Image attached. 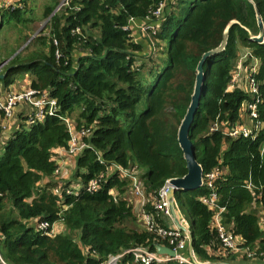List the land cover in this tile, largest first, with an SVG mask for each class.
<instances>
[{"label":"trees","instance_id":"trees-1","mask_svg":"<svg viewBox=\"0 0 264 264\" xmlns=\"http://www.w3.org/2000/svg\"><path fill=\"white\" fill-rule=\"evenodd\" d=\"M164 1L160 16H150ZM57 2L42 6L40 17L31 0L0 11V31L9 24L6 33L14 36L0 42V65L6 61L0 86L8 89L27 74L33 97L44 92L56 100L51 115L45 104L41 119L35 112L19 116L20 124L0 145V211L9 202L16 213L0 223L3 262L104 264L119 256L118 264H134L129 250H155L160 241L137 221L129 175L140 180L150 211L164 183L186 173L177 129L194 90L196 66L220 44L227 27L224 49L203 61L199 105L189 130L204 183L176 190L173 199L190 219L197 260L250 259L245 252L216 255L220 241L210 226L213 213L199 199L213 192L225 207L222 224L262 259L264 216L260 225L256 206L264 213V41L250 37L258 33L255 8L264 26V0H69L54 12ZM44 18L45 28L30 39ZM130 18L148 28L149 41L164 43L158 64L137 57L142 47L132 40L139 35L126 29ZM238 46L257 61L252 74L257 93L230 88ZM253 104L255 117L248 107ZM71 116L76 129H89L90 135L81 137L86 146L70 156L74 170L67 180L57 173L53 151H67L64 119ZM221 123L229 129L244 125L253 134L229 135ZM215 170L211 188L206 176ZM92 180L95 192L87 190ZM56 222L63 223L64 233L41 234L32 226L50 228Z\"/></svg>","mask_w":264,"mask_h":264},{"label":"built area","instance_id":"built-area-1","mask_svg":"<svg viewBox=\"0 0 264 264\" xmlns=\"http://www.w3.org/2000/svg\"><path fill=\"white\" fill-rule=\"evenodd\" d=\"M69 2V0H64L63 5H66ZM166 2L160 3L150 14V16L157 18L160 16L161 11L163 7L165 6ZM61 6L58 7V10ZM56 11V9H55ZM131 29L137 32H141L144 30H140V26H144L142 23L137 22V20L130 18L129 19V25ZM250 56V53L248 54ZM251 58V56H250ZM253 65V67H252ZM257 61L256 59H252L250 63L244 66V70L248 72V74L245 76L243 83L238 82L237 86L233 85L230 87L238 88L240 90H247L250 93H257V86L254 82V79L252 78V74L256 69ZM245 81V82H244ZM248 88V89H247ZM34 92L32 90H28L22 95V96H16L13 94H8L5 96V99H0V112L3 113V117L8 120V117L12 116L13 113V105L16 104V102H30V106L36 107L35 116L39 119L43 117V107L45 104L49 105V114L51 115L52 112L55 110L53 109L56 105V100L53 98H50L48 94L41 93L37 97H33ZM21 99V100H20ZM250 109L251 116L255 117V106L248 105ZM69 118H65L64 122L67 121ZM68 126L69 133H70V140L68 144L67 154L68 155H76L81 148H83L85 143L80 140L79 135L81 137L83 136H89L90 130L89 129H82L78 131L74 125L73 132L71 125L67 122H65ZM218 123L215 124L213 129L217 128ZM221 125V130L225 133H228L229 135L236 136L238 134H243L244 136H248L250 134H253V130L247 128L244 125L240 126H234L233 128L229 129L227 126ZM255 125L258 126V123ZM4 128V126H2ZM256 129V128H255ZM258 131V130H257ZM256 131V132H257ZM74 134H77L75 136ZM114 168L118 170L121 175H128L127 169H122L119 165L115 164ZM58 171V169H57ZM218 176L217 170L212 171L210 174L206 176V184L207 186L212 188L213 180ZM129 177L131 178V184H130V194L133 199V204L137 208V221L140 225V227L146 231L150 232L155 235V238H157L161 245H165L176 251L175 257L171 258L164 254L157 253L156 249L150 251L148 247L140 246L134 249L129 250L131 253H133L135 261L137 264H162L164 262H167L168 260H177L181 263H190L193 264L189 258V256L185 253V250L187 248L188 243V236L186 233L181 230L176 224H174V221L171 217L168 200H167V189L170 186L169 180H167L164 185L159 189L158 195L156 199L151 200V206L152 209L148 211L145 208L146 203L150 200V198H146L144 194V188L140 182V180L133 174H130ZM204 183L202 179V184ZM249 190L250 184L247 186ZM87 190L89 192H95L97 190V184L94 180L90 181L87 186ZM1 195V193H0ZM202 203L206 205L208 209H210L213 213L212 220L210 222L211 229H213L220 241V250L216 252V255L220 257H224L225 254L233 253V252H245V255L249 257L250 259H257L256 258V252L255 250H250L248 247L245 248V246H240L241 243V237L240 236H234L231 232H229L226 227L222 224V213L225 211V207L223 205L218 204V198L217 195L213 192L208 197H200L199 198ZM253 204H251V207ZM159 215V216H157ZM263 210L259 209L258 211V217L259 224L263 225ZM178 217V215H177ZM167 219L170 222H172V225H166L164 223V220ZM178 221L181 225H183L180 222V219L178 218ZM37 228L41 231H46L49 228L47 223H39L36 224ZM52 230V229H51ZM180 251V252H178ZM119 256H110L106 263L104 264H111L114 260L119 259ZM261 260H264V257H262ZM221 261V260H218ZM3 262V260H2ZM222 262V261H221ZM226 262V261H223Z\"/></svg>","mask_w":264,"mask_h":264},{"label":"water","instance_id":"water-1","mask_svg":"<svg viewBox=\"0 0 264 264\" xmlns=\"http://www.w3.org/2000/svg\"><path fill=\"white\" fill-rule=\"evenodd\" d=\"M255 13H256V20L258 26V33L256 35L251 36L250 39L257 42H263L264 41L263 22L256 8H255ZM227 33H228V27L223 31L222 40L220 44L216 48H213L212 50H209L208 52L204 53L196 66L194 90L193 93L191 94L190 103L187 106L186 112L183 118L181 119L177 129V141L182 150L183 158L185 160L186 173L182 177H175L169 179L170 186L167 189V200H168L171 217L174 221V224H176V226H178L181 230H183L188 236V243L185 253L189 256L193 264H232L229 262H221V261L202 262L197 260L193 251L191 231L187 227H184L179 223L173 205V197L176 190L178 189L191 190L202 185L203 171L201 165L197 162L194 156L193 145L189 139V130L195 112L199 105L200 87L203 80V71H202L203 61L208 55L218 53L224 49L227 40ZM2 77L3 75L1 74L0 78ZM155 249L157 253L167 255L171 258L175 257L176 255V251L165 245L157 244L155 246Z\"/></svg>","mask_w":264,"mask_h":264},{"label":"rangeland","instance_id":"rangeland-1","mask_svg":"<svg viewBox=\"0 0 264 264\" xmlns=\"http://www.w3.org/2000/svg\"><path fill=\"white\" fill-rule=\"evenodd\" d=\"M31 1H34L36 3V6H37V8H35L36 15L38 17H40V14L42 12L41 11L42 6H44V5L46 6L48 4H51L55 0H31ZM57 1L58 2L56 4V6H55L56 11H54V12H57L58 11V7L59 6H61L60 8H62L64 6L63 5L64 0H57ZM47 20H48L47 18H44L43 20H41L40 25H42V24L45 23V25H44V28H45L46 24L48 23ZM40 25H39V28H40ZM44 28H42V29H44ZM128 28H130V27H127L126 29L128 30ZM143 28H144V30H143ZM140 30H143V31H141L140 33H137L135 31H133V29H131L130 30L131 31V34L129 33L131 36L133 35V33H135L136 35H139L136 38H134L132 36V40L134 42H137L142 47L141 53L138 54L137 57L139 59H143V58H148L149 57L151 59V62L152 63L158 64L161 61L160 60L161 57H160L159 54H161V51L164 52V43H162V42L159 43L158 41H155L153 39L151 41H149V35L151 33H149L148 28L145 25L144 26H140ZM0 32H1L0 34H2V31H0ZM5 38H6V40H9L6 36H5ZM19 49H21V48H19ZM249 53H250V50L249 49H247L245 47H242V46H238V49H237V58L234 61L235 67H232V69H231L232 82H233V85L234 86H237L238 85V82L243 83V80L244 79L240 76V73H239L240 66H241L240 63H242V61H241L242 58H244V60H246V59L249 58V63H250L251 60H250V56L248 55ZM242 64H243V66H245V62H243ZM252 67H253V65H252ZM245 74L247 75L248 72L245 71ZM21 84H15L13 87H11V90H10L11 93H8V94H13V95H16V96H22L27 91V89H26L25 86H21ZM0 93H1L0 94V99H5V96L8 95V94L7 95L2 94L4 92H0ZM19 105H22L24 108H20ZM35 110H36V107H31L30 108V102L29 101H27V103L24 102V101L23 102H16V104L13 105V111H15V117L14 118H17L19 115H29V114L35 112ZM73 115H75V114L73 113ZM65 122H67V123H69L71 125L72 132H73L74 124L76 125L75 116H71ZM12 127L14 129H16L18 126H14L13 125ZM74 135L77 136V134H74ZM79 138H80V140H82L81 139V135H79ZM61 150H64V149L61 148ZM64 152H65V155H67V151L64 150ZM61 168H62V165H61ZM73 170H74L73 167H70V168H66L65 169V172H66V174L68 176V179L67 180L71 179ZM57 173H58V171H57ZM58 175H61V173H58ZM43 181H44V179H43ZM73 182L74 181H71V183H73ZM78 187H79V185H75V188H78ZM75 193L76 192H74V194ZM110 193H113V191L111 190ZM173 205H174V209L177 212L180 220H182V218L180 217V215L178 213L177 206L175 205V203ZM259 209H260V206H256L257 213H258ZM10 214L16 215L15 212H12L10 210V204H9V202H5L4 205H3V207H2V210L0 211V223L2 221L6 220V218L9 217ZM259 219H261V218L259 217ZM164 223L166 225H170V226L172 225V222H170L167 219L164 220ZM61 224H63V223L57 222L56 224H54L52 226V230L51 229L50 230L47 229L46 231L39 230L37 228V225L36 224H34L32 226H34V229L36 231L40 232L41 234L54 235L56 233H61V232L64 233L65 232V229L61 226ZM183 224H185V222ZM257 261L263 262L261 260H257ZM133 262H134V264H137L136 261H135L134 255H133ZM0 264H5L4 262H2L1 256H0ZM111 264H118V259L117 260H114L113 262H111Z\"/></svg>","mask_w":264,"mask_h":264},{"label":"crops","instance_id":"crops-1","mask_svg":"<svg viewBox=\"0 0 264 264\" xmlns=\"http://www.w3.org/2000/svg\"><path fill=\"white\" fill-rule=\"evenodd\" d=\"M21 0H0V11H3L5 10L6 8H14V7H20L21 5ZM137 22H139L137 20ZM141 23V22H140ZM39 25L40 23H37L36 26H37V29L34 31V33L30 36V39L33 38L35 35L38 34L39 31L42 30V28H44V24L40 25V28H39ZM9 27V24H5L1 31H2V34H0V42L3 41L5 38V36L8 38V39H12L14 38L13 35L11 34H7L6 31H7V28ZM1 33V32H0ZM8 41V40H6ZM29 41H27L25 44H23L21 46V49H23L24 46H26L28 44ZM242 63L245 62L246 60H244V58L241 59ZM6 62V61H5ZM5 62L3 63V65L5 64ZM247 62V61H246ZM245 62V63H246ZM241 64L240 66V70H239V73H240V76L244 79L246 74H245V70H244V66L243 64ZM3 65H0V74H2V71L4 69V66ZM247 65V64H245ZM3 76L5 75L2 74ZM17 80L15 81L14 84L10 85L8 87V89H2V86H0V92H4L2 94H5L7 95L8 93H11V87H13L15 84H21V86H25L26 88L29 87L30 85V79H29V76L27 74H24V75H21L19 76L18 78H16ZM1 85V84H0ZM1 94V93H0ZM20 108H24L22 105H19ZM19 116H22V115H19ZM19 116L17 118H14L15 117V111H13L12 113V116L8 117V120L5 119L4 117H1L0 116V125L4 126V129H2L0 127V145H2L4 143V141L10 136V134L13 132L14 128L12 127L13 125L14 126H18L20 124V121H19ZM6 129V130H5ZM63 151V152H62ZM53 158L55 159L56 163L58 164V173H65V169L66 168H70V167H73L74 168V159L72 157H70L69 155H65V152L64 150H61V148L59 149H55L53 151ZM61 165H62V168H61ZM73 165V166H72ZM65 177H68L67 174ZM46 179H44L43 182H45ZM174 203V202H173ZM178 208V207H177ZM176 212V211H175ZM177 213V212H176ZM178 213L180 215V217L182 218V220H180V222L183 224L185 222V224H183L184 226L190 228L191 226V223H190V219H188L187 217H185V215L179 210L178 208ZM178 215V214H177ZM258 215V214H257ZM179 218V216H178ZM180 219V218H179ZM57 223V222H56ZM54 223V224H56ZM257 260H261V259H248V260H236L237 262L234 263V264H264V260H261L263 262H259Z\"/></svg>","mask_w":264,"mask_h":264},{"label":"clouds","instance_id":"clouds-1","mask_svg":"<svg viewBox=\"0 0 264 264\" xmlns=\"http://www.w3.org/2000/svg\"><path fill=\"white\" fill-rule=\"evenodd\" d=\"M26 89H28L29 90V87H27ZM36 111V110H35ZM75 125V124H74ZM0 127L2 128V129H4L3 127H2V125H0ZM68 155V154H67ZM70 156V155H69ZM174 198V197H173ZM173 202H174V199H173ZM174 204V203H173ZM263 210V209H262ZM175 214L177 215V213L175 212ZM258 214V213H257ZM54 224H52L51 226H50V228L52 229V226H53ZM186 227V226H185ZM188 228V227H187ZM189 229V228H188ZM190 230V229H189ZM202 262H204V261H202Z\"/></svg>","mask_w":264,"mask_h":264}]
</instances>
